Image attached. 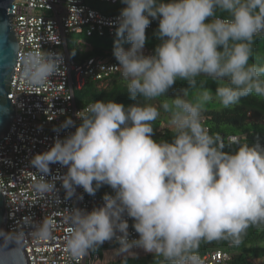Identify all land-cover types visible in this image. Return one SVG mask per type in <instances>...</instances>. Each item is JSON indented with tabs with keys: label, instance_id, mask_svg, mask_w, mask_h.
Instances as JSON below:
<instances>
[{
	"label": "clouds",
	"instance_id": "1",
	"mask_svg": "<svg viewBox=\"0 0 264 264\" xmlns=\"http://www.w3.org/2000/svg\"><path fill=\"white\" fill-rule=\"evenodd\" d=\"M121 3L110 22L116 36L112 53L134 103L96 100L76 113L79 124L67 117L55 127L57 133L75 131L57 135L48 150L31 157V167L41 176L36 187L60 202L62 189L63 200L74 203L82 198L77 189L90 196L105 185L112 189L91 211L68 208L71 227L64 250L69 261L108 242L125 258H138L134 250L139 249L157 264H203L202 241L238 246L250 227L264 230V144L257 139L226 151L202 115L212 99V90L204 86L208 79L216 82L214 95L226 109L250 95L264 98V63H250L256 39L264 36V0ZM153 20L160 43L145 55L146 29ZM61 65L62 56L32 59L24 75L39 85L60 75ZM178 80L188 87L169 99ZM195 88L202 91L192 102L186 96ZM161 97L158 106L151 103ZM160 109L169 116L170 141L153 139ZM52 164L66 172L52 175ZM129 220L136 238H129ZM31 229L37 242L51 238L48 219Z\"/></svg>",
	"mask_w": 264,
	"mask_h": 264
},
{
	"label": "built area",
	"instance_id": "2",
	"mask_svg": "<svg viewBox=\"0 0 264 264\" xmlns=\"http://www.w3.org/2000/svg\"><path fill=\"white\" fill-rule=\"evenodd\" d=\"M90 1L16 0L12 9L14 32L19 36L17 65L10 85L16 114L7 136L0 140V185L6 202L4 230L21 244L28 264H92L91 253L73 261H69L65 254V237L71 227L66 219L67 210L76 206L91 211L103 204V196L97 192L90 196L82 188L77 189L78 196L82 198L75 199V203L63 200L62 189L59 192L61 202L58 197L44 196L36 187L41 176L30 165L31 157L48 150L57 135L63 138L75 131L74 127L59 133L53 129L67 117L79 124L76 113L83 108L78 107L76 96L87 83L104 84L112 79H122L113 54L76 60L70 53L72 36L84 37L85 40L116 37L110 22L119 13L95 9ZM95 1L111 7L121 3V0ZM157 25L158 21L153 20L146 33L154 31ZM143 51L145 55L153 54L149 48ZM45 56H55L57 60L62 56L61 73L34 85L24 75L25 65L29 60ZM51 171L52 175H59L66 172V168L52 164ZM44 219L50 221L52 235L48 240L37 242L31 236V225ZM131 224L129 220L130 239L136 238ZM103 246L106 248L103 255H116L113 252L115 245L106 242ZM134 251L141 254L139 256L145 255L142 250ZM201 260L203 264H230L232 255L216 250L206 253Z\"/></svg>",
	"mask_w": 264,
	"mask_h": 264
},
{
	"label": "trees",
	"instance_id": "3",
	"mask_svg": "<svg viewBox=\"0 0 264 264\" xmlns=\"http://www.w3.org/2000/svg\"><path fill=\"white\" fill-rule=\"evenodd\" d=\"M107 6V10L112 11L114 7ZM116 11L111 13H120L123 7H119ZM221 16H226V13H217ZM158 28L156 26L155 30ZM154 31L146 33L147 46L146 48L152 49L160 41L154 36ZM100 42L102 47H94L91 53L85 54L87 57H101L107 54H113L114 38H94ZM257 39L262 40V47L255 50V55L250 60L251 62L264 63V36ZM124 46H129L125 44ZM72 57L78 60V56L73 52L69 46ZM199 83V80H198ZM205 87L212 90V97H215L214 91L217 85H213L206 81ZM188 87L185 81L178 80L172 89L167 93L169 99L175 98L177 95H182L181 89ZM202 91L200 88L190 89L186 99L195 102L198 93ZM77 105L79 108H84L88 104L96 100H114L118 103L128 105L134 103L127 93L126 82L122 79H112L107 83L89 82L85 88L76 96ZM164 98H158L157 102L160 104ZM204 119V126L209 128L210 134L219 136L220 140L225 146V150L235 149L241 144L249 143L260 140L264 144V98H257L255 96H248L241 99L238 105H233L229 108H224L218 98L211 99L204 105V112L202 113ZM168 113L160 109L159 118L153 122L154 136L153 139L159 141L161 139L170 141L173 133L169 131L167 126ZM233 139H237L236 142ZM97 193L103 196L105 193H112V189L108 186L100 189ZM224 250L232 255L230 264H256V261L264 260V230H258L255 227H250L243 238V242L234 246L227 240L212 241L210 243L201 242L199 247V256L202 258L210 251ZM103 252H91V256H101ZM111 264H157L152 255L140 256L136 259H123Z\"/></svg>",
	"mask_w": 264,
	"mask_h": 264
},
{
	"label": "water",
	"instance_id": "4",
	"mask_svg": "<svg viewBox=\"0 0 264 264\" xmlns=\"http://www.w3.org/2000/svg\"><path fill=\"white\" fill-rule=\"evenodd\" d=\"M15 1L0 0V140L7 136L16 114L10 95L19 53V36L13 25ZM5 108L7 112L3 111ZM5 222L6 202L0 185V264H28L21 244L5 232Z\"/></svg>",
	"mask_w": 264,
	"mask_h": 264
},
{
	"label": "rangeland",
	"instance_id": "5",
	"mask_svg": "<svg viewBox=\"0 0 264 264\" xmlns=\"http://www.w3.org/2000/svg\"><path fill=\"white\" fill-rule=\"evenodd\" d=\"M90 5L92 7H94L95 9H100L102 11H105L107 9V6L105 4H102L100 2H97L95 0H91L90 1ZM119 7H124V5L122 3H120L118 5ZM117 7V6H116ZM114 7L112 9V11H116L118 8ZM87 43V45H85V47H83L82 45H76L78 43V41H83ZM71 44H70V47L71 49L73 50L74 53L78 54L80 49H83L82 53H84L85 49L87 48L88 50H92V48L94 47H102L100 45V42L97 41L96 39H84V37H80V36H72L71 37ZM147 42L145 44V46H147ZM262 40L260 39H256L255 41V45H254V49L255 50H259L261 47H262ZM125 47H129V46H125ZM146 48V47H144ZM86 49V50H87ZM209 83L213 84V85H217L216 82L212 81L211 79H208L207 80ZM213 99H216V97H212ZM219 102V100H218ZM151 103L155 104V105H159V103L157 102V100H154V101H151ZM124 105L127 106L128 104L126 102H124ZM130 105V104H129ZM104 250H106L105 246H103L102 248L98 249L97 251H95L96 253H100V252H104ZM139 255L141 254H138V257H140ZM146 255V254H145ZM151 255V254H150ZM116 257V258H114ZM92 260V264H111L113 262H117V261H120V260H123V259H134V258H131V257H127L125 258L124 256H121V255H115L113 256V254L111 253H107L106 255H101V256H94L91 258ZM256 264H264V260H260V261H256Z\"/></svg>",
	"mask_w": 264,
	"mask_h": 264
},
{
	"label": "crops",
	"instance_id": "6",
	"mask_svg": "<svg viewBox=\"0 0 264 264\" xmlns=\"http://www.w3.org/2000/svg\"><path fill=\"white\" fill-rule=\"evenodd\" d=\"M76 45H82L83 47H85V45H87V43L84 42V40H83V41H78V43ZM86 49H85L84 53H82L83 49H80L79 53L76 54L78 56V59H85V58H87V56H85V54L91 53L92 50H93V48H92V50H88V49L86 50Z\"/></svg>",
	"mask_w": 264,
	"mask_h": 264
},
{
	"label": "bare ground",
	"instance_id": "7",
	"mask_svg": "<svg viewBox=\"0 0 264 264\" xmlns=\"http://www.w3.org/2000/svg\"><path fill=\"white\" fill-rule=\"evenodd\" d=\"M114 258H116V257H114Z\"/></svg>",
	"mask_w": 264,
	"mask_h": 264
}]
</instances>
